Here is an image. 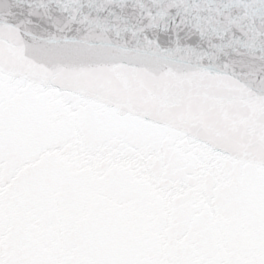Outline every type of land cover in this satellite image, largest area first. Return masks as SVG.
Here are the masks:
<instances>
[{
    "label": "snow or ice",
    "instance_id": "snow-or-ice-1",
    "mask_svg": "<svg viewBox=\"0 0 264 264\" xmlns=\"http://www.w3.org/2000/svg\"><path fill=\"white\" fill-rule=\"evenodd\" d=\"M0 264H264V0H0Z\"/></svg>",
    "mask_w": 264,
    "mask_h": 264
}]
</instances>
